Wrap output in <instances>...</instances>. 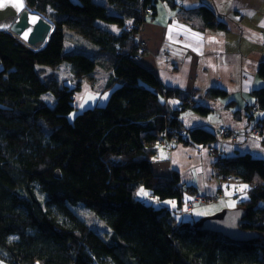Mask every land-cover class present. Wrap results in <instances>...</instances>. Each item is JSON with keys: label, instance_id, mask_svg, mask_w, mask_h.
<instances>
[{"label": "trees", "instance_id": "trees-1", "mask_svg": "<svg viewBox=\"0 0 264 264\" xmlns=\"http://www.w3.org/2000/svg\"><path fill=\"white\" fill-rule=\"evenodd\" d=\"M158 2L26 0L54 23L46 45L33 50L0 31V264H264V157L214 150L215 176L248 186L236 207L244 210L239 227L256 234L248 240L198 230V220H179L174 212H191L211 195L194 192L178 172L164 176L153 170L160 147L216 140L203 127H185L180 117L187 109L201 115L210 109L195 103L193 93L163 86L140 62L146 41L139 31L156 15ZM178 13L188 23L224 27L205 6ZM68 32L93 45V51L66 49ZM60 64L76 84L44 72ZM102 64L109 76L102 89L89 93L99 98L108 91L106 102L74 112L83 79L91 81ZM257 73L264 80V59ZM225 94L207 91L211 98ZM252 94L255 103L247 112L258 113L254 128L263 135L264 86ZM219 132L232 137L236 131ZM139 187L153 200H178L176 210L143 202ZM184 193L195 199L185 211ZM82 212L105 227L98 231Z\"/></svg>", "mask_w": 264, "mask_h": 264}, {"label": "crops", "instance_id": "crops-1", "mask_svg": "<svg viewBox=\"0 0 264 264\" xmlns=\"http://www.w3.org/2000/svg\"><path fill=\"white\" fill-rule=\"evenodd\" d=\"M171 1L175 8L168 1L159 0L156 15L147 17L141 25L139 37L146 41V52L140 62L157 75L163 86L193 93L195 103L210 109L207 115L187 109L180 117L185 127H203L214 132L216 140L208 145L180 143L171 149L160 147L153 157V170L164 176L178 172L181 181L193 186L194 192L220 194L216 202H221L223 208L233 209L245 200L248 186L242 189L246 184L223 182L215 176L214 150L221 155L249 152L264 157V134L254 128L258 113L247 112L255 103L252 91L264 86V80L257 73L264 59V0ZM199 6L212 10L224 27H204L201 22L194 21L193 25L186 18L181 20L180 8ZM210 88L224 90L226 94L208 97ZM169 102L177 105L175 99ZM221 128L245 130L249 134L239 139L225 137L219 132ZM190 196L183 194L182 209L193 198ZM202 204L206 203L195 207ZM168 205L176 207L178 200L173 199ZM205 211L198 214L199 218L185 212L180 214V219L197 221L204 217Z\"/></svg>", "mask_w": 264, "mask_h": 264}, {"label": "rangeland", "instance_id": "rangeland-1", "mask_svg": "<svg viewBox=\"0 0 264 264\" xmlns=\"http://www.w3.org/2000/svg\"><path fill=\"white\" fill-rule=\"evenodd\" d=\"M0 1L4 2L2 0H0ZM24 1H26V0H24ZM103 1H105V0H103ZM109 28L111 30H114V31L117 30L116 26H110ZM28 47H29V45H28ZM65 48L66 49H68V48L69 49L70 48H77V49H82V50L90 51V52L93 51V49H94L93 45H91L86 40H84L83 38H81L80 36H78L77 34H75L73 32H68V34L66 36ZM102 65H104V66L98 67L94 71L93 79L91 80L92 82L90 80L83 79L84 81L82 82L81 91H77L76 94H75L76 95L75 96V100L78 103V106H77V108L74 109V112L77 111V110L79 111V110H82V109H84L86 107L92 106V105H94L96 103L102 105V104H104L106 102V99L108 97V91L102 93L99 98L98 97L95 98V96L93 94L89 93V91L91 89H94V91L96 89L97 90L102 89L104 84H105L104 83L105 80L109 76L108 67L105 66L107 64H102ZM44 72L45 73H52L53 72V74H55L56 77L58 78V80L61 83H63V84L67 83L69 85H74V84H76L78 82V80H74L72 78V75L69 72V69L67 68V66L65 64H60L57 68H54V69H50L48 67H45L44 68ZM47 98L48 97H46V99ZM74 112H73V114H74ZM253 131H254V133H257L255 131V129H252V132ZM248 134H249V132H247L245 130L243 132L242 131L240 132L241 136L248 135ZM233 138H235V136ZM141 189H143V191L146 192V193H147V191L143 187H139V189L137 190L138 196L140 198H142L140 200H142L143 202H146L148 204H153L156 207L166 206V207L171 208L173 211L176 210L178 205L176 207H171V205H168V204H170V201L173 200V199L168 198V199H164V200H159L157 198V200H153L154 198H153V196L150 195V193L149 194L147 193L146 196L145 195H141L140 194L141 193ZM215 196L220 197V194H217V193L215 195L213 194V195H211V197L209 199L203 198L200 202L201 203H206V204H202L200 206L194 207L193 211L191 213H193L194 216H196V218H199L197 216H198V214H203V209H206L204 216L213 215L215 213H218V212L222 211V209H225V208L221 207V202H216V199L214 198ZM208 201H210V202L207 203ZM188 205L191 206V200H190V203H188ZM184 210H188L187 206L184 208ZM174 213H175L176 217L180 220V216L181 215L179 213H176V212H174ZM82 214L89 221L90 225L96 227L98 229V231H101L103 229V227H105L104 222L100 221L97 218H94L92 216V214H90L88 212L87 213L82 212Z\"/></svg>", "mask_w": 264, "mask_h": 264}, {"label": "water", "instance_id": "water-1", "mask_svg": "<svg viewBox=\"0 0 264 264\" xmlns=\"http://www.w3.org/2000/svg\"><path fill=\"white\" fill-rule=\"evenodd\" d=\"M1 2V1H0ZM3 7H0V31H5L17 38L20 34L24 33L27 29L26 21L21 20L16 23V19L19 16V12L13 3L2 2ZM40 13L39 11H37ZM47 18V17H46ZM48 19V18H47ZM51 22V30L49 31L47 37L40 43L34 44L31 46L28 44V41H22L23 43L29 45L33 50L42 49L54 30V23ZM7 28L10 29L7 30ZM19 34V35H18ZM33 34V33H32ZM32 36V35H31ZM34 37V36H33ZM18 39V38H17ZM20 40V39H19ZM31 40V37H30ZM34 40H37L34 37ZM21 41V40H20ZM55 176L59 177V172H55ZM244 216V210L241 208H225L222 211L215 213L213 215H206L199 219L194 226L198 230H208L216 233H220L232 240H248L256 236L255 233L250 231L242 230L239 227V222Z\"/></svg>", "mask_w": 264, "mask_h": 264}, {"label": "bare ground", "instance_id": "bare-ground-1", "mask_svg": "<svg viewBox=\"0 0 264 264\" xmlns=\"http://www.w3.org/2000/svg\"><path fill=\"white\" fill-rule=\"evenodd\" d=\"M6 3H15V0H2ZM19 16L16 19V23H18L21 20L26 21L27 24V29L24 33L18 34L19 36L17 37L21 41H28V44L31 46L34 44H40L48 35L49 31L51 30V22L44 16L42 13H38L36 9L31 8L26 1L22 0V7H16ZM35 17V20L33 18ZM7 30L10 31L9 28ZM33 33V34H32ZM32 35V36H31ZM37 38V40H34V37ZM31 37V40H30ZM191 203L195 201V199H190ZM190 200L187 201L184 205V208L190 207L188 203H190ZM191 204V205H192Z\"/></svg>", "mask_w": 264, "mask_h": 264}, {"label": "snow or ice", "instance_id": "snow-or-ice-1", "mask_svg": "<svg viewBox=\"0 0 264 264\" xmlns=\"http://www.w3.org/2000/svg\"><path fill=\"white\" fill-rule=\"evenodd\" d=\"M3 6H4L3 3L0 2V7H3ZM13 6H15V7H22V0H15V3L13 4ZM33 20H35V17L33 18ZM246 187H247V185H244V186H242V189L243 188H246ZM140 194L141 195H145V196L147 195V193L144 192L143 189H141V193Z\"/></svg>", "mask_w": 264, "mask_h": 264}, {"label": "built area", "instance_id": "built-area-1", "mask_svg": "<svg viewBox=\"0 0 264 264\" xmlns=\"http://www.w3.org/2000/svg\"><path fill=\"white\" fill-rule=\"evenodd\" d=\"M147 11H149V9H147ZM143 44H144V43L141 42V45H143ZM143 51H144V50H143V48L141 47V48L139 49V53L142 54ZM223 133L225 134V132H223ZM230 134H231V136L233 135L232 137L235 136V138H237V137L239 136V133H238L237 131H236V132H231Z\"/></svg>", "mask_w": 264, "mask_h": 264}]
</instances>
